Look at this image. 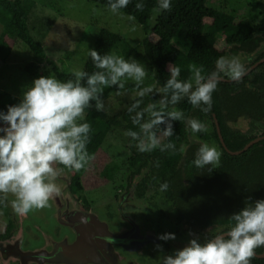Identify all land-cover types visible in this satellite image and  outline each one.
Returning a JSON list of instances; mask_svg holds the SVG:
<instances>
[{"label": "trees", "instance_id": "obj_1", "mask_svg": "<svg viewBox=\"0 0 264 264\" xmlns=\"http://www.w3.org/2000/svg\"><path fill=\"white\" fill-rule=\"evenodd\" d=\"M87 1L110 9H112L110 3L116 2V0ZM210 1L212 0H168L169 7L164 8L162 7L164 0H145L142 11L137 17L145 32L141 45L150 66L152 78L164 95V104L149 109L146 106L147 103L153 102L156 96H137L120 113L109 115L101 108L97 109V104L102 99L99 96L102 85L97 84V91L92 94L93 98L89 100L84 112L86 121L91 125L86 149L94 157L113 128L123 129L136 142V145L132 144V155L128 161L131 169L130 179L150 164L152 169L159 172L157 177L164 181L170 179L169 184L173 188V193L177 194V200L188 215L198 217L201 215L204 202L218 201L216 208L218 210L220 207L218 214L226 217L223 223H229V217L232 214L235 216L245 208H254L257 202L264 201V146L257 143L236 157L224 154L220 168L212 164L197 167L194 161L198 157H194L187 162L189 166L185 165L184 174L177 168L182 158L178 146L185 140L184 117L195 106L201 112L208 114L205 111L207 109L205 103L193 105L189 101L191 93L199 87L197 74L200 77V84L218 75L216 63L222 56L219 47L224 44V39H227L230 44L250 51L263 40L264 4L261 1L252 0L255 2L253 10L258 14L257 20L253 23L225 10L209 6ZM35 6L34 0H0V60L2 63L7 62L11 53V43H21L33 55L34 61L24 68L32 78L45 77V73L41 74L36 67V63L42 62H47L51 66L56 80L62 83L79 82L80 86L85 88L88 87V78L93 74L103 72L107 76L108 70L97 68L90 55L84 65L83 72L86 75L83 77L78 78L73 73L62 71L29 32L28 20ZM124 8L116 10L125 12ZM154 10H159L160 14L153 28L149 29L148 21ZM117 48L123 56L127 57L134 52L133 47L118 34L102 29L98 32L91 50L104 56L112 54ZM175 51L179 52L178 57H175ZM177 67L180 71L175 77L176 80L183 83L196 81V84L189 89L188 93L181 94L180 100L173 104L171 97L174 90L168 88L165 91V88L168 80L172 78V70ZM216 85L212 93L211 109L220 125L227 147L231 151H236L248 143L249 139L240 132H230L224 125V121L225 119L233 120L239 113L248 112V108L243 105L245 103L238 95H233L231 86L218 81ZM18 103L19 99L5 94L0 99V113L6 114L10 106H16ZM175 110L180 112L178 119L168 115L170 112H176ZM152 112H161L163 122L153 125L148 132L153 133L156 138L161 135L163 139L150 151L141 152L138 145L141 139L148 135L141 126L154 119ZM137 113H141V116L139 121L134 123ZM168 125H171L172 134L165 136L164 131ZM130 132L137 133L136 137L129 135ZM214 136L217 138L215 131ZM229 139L233 140V144ZM144 143L147 144V140ZM60 165L71 175L72 192L82 194L80 171ZM117 171L116 165H108L104 167L103 174L111 179ZM233 199L235 204H231ZM249 199L251 202L247 206L245 200ZM0 210L7 218L6 229L0 235V239H3L12 234L17 224L9 204L1 193ZM262 248L263 246L256 249V253ZM251 264H264V258L253 257Z\"/></svg>", "mask_w": 264, "mask_h": 264}, {"label": "clouds", "instance_id": "obj_2", "mask_svg": "<svg viewBox=\"0 0 264 264\" xmlns=\"http://www.w3.org/2000/svg\"><path fill=\"white\" fill-rule=\"evenodd\" d=\"M128 3L129 0H116L110 3V7L116 10ZM162 7H169L168 0H164ZM89 55L97 68L108 70L107 77L103 72L93 74L88 78L87 88L80 86L79 82L62 83L51 77H40L23 93L20 104L10 106L6 114L0 113V121L7 125L0 129L3 133L0 135V193L15 195L11 207L18 215L47 207L50 200L61 196L60 188L45 181L46 176L55 174L54 163L80 171L94 158L86 149L91 125L86 121L84 112L93 98L92 94L97 91L96 85L117 84L125 74L137 81L146 75L144 68L136 62L129 63L112 54L100 56L95 50H91ZM225 63L224 59L218 61L221 68ZM179 71L178 67L172 70V78L165 88V91L168 88L174 90L171 97L173 104L191 88L190 84L175 79ZM228 71L232 79L238 80L244 75L245 68L233 60L228 64ZM84 75V72L76 73L77 77ZM199 81L197 74L199 87L191 93L189 101L193 105L203 102L210 108L216 82L200 84ZM119 86L122 88L123 84ZM139 94L144 95V92ZM101 107L98 103L97 109ZM168 115L178 119L180 113L170 112ZM140 116L141 113H137L134 123L139 121ZM152 116L154 119L141 126L145 132L163 122L161 112H152ZM78 119L83 122L78 123ZM190 124L193 131H206L196 120H191ZM128 134L134 138L137 135L135 132ZM171 134V125H168L164 135ZM157 143L155 135L148 132L147 144L142 140L138 148L141 152L150 151ZM219 158L217 149L205 144L200 148L199 158L194 164L202 167L217 163ZM161 187L166 189L167 183ZM233 220L235 223L227 233L228 239L217 237L203 246L193 240L189 247L177 252L175 258L168 257L164 264H251L255 250L264 246V201L257 202L254 208H245ZM170 238L174 236L161 237Z\"/></svg>", "mask_w": 264, "mask_h": 264}, {"label": "flooded vegetation", "instance_id": "obj_3", "mask_svg": "<svg viewBox=\"0 0 264 264\" xmlns=\"http://www.w3.org/2000/svg\"><path fill=\"white\" fill-rule=\"evenodd\" d=\"M219 48L222 56L218 61L224 59L226 63L221 68L217 61L218 75L211 78H214L215 80L213 81L215 82L218 81L231 86L233 95H238L245 103L243 105L248 108V112L239 113L233 120L225 119L224 125L232 133L240 132L245 135L249 141L241 149L231 151L222 137L218 123L221 138L219 137L212 109L210 110L206 104L208 114H205L195 106L183 119L185 140L180 142L178 146L182 158L177 168L183 171V174L185 165H188L187 162L194 159V157L199 158V150L205 144L215 147L220 153L219 161L212 164L217 168L221 167V158L224 154L236 157L257 143H261L264 146V38L251 51L230 44L228 40L223 45H220ZM233 60L241 63L245 68L244 75L238 80L232 79L228 71V64ZM153 102H148L146 106L149 109L157 106ZM189 120H196L201 123L206 131H193ZM214 131L217 134V138L214 136ZM127 140L128 142L130 141L129 154L131 156L132 144L136 145V142L131 138ZM229 141L233 144L232 139H229ZM246 146L248 147L245 149ZM58 165L61 167L60 164ZM61 169L67 172L71 178L66 169L62 167ZM130 173L131 169L129 168V173L124 180V187L119 189L117 193H112L105 200H88L84 191L82 194L72 192L70 181L69 191L73 198L72 205L66 197L62 178H54L53 175L45 177L46 182H54L61 189V214L65 218H69V212L83 210L86 213H96L100 219L102 218L109 224H116L115 226L118 228L124 227L132 230L131 235L129 234L128 236L137 238L135 246L130 247V250L115 249V251H118L117 257L114 256L111 263H106L105 260L103 264H164L168 257L175 258L176 253L189 247L193 240L203 246L210 241H214L217 237L222 239L229 238L227 233L234 226V214L229 215V223H223L226 217H223L220 213L218 214L220 210V207L218 210L216 209L218 201L214 203L204 202L201 208V215L194 217L188 215L184 208L181 207L180 202L177 200V194L173 193V188L169 184L170 179L164 181L162 178L157 177L159 172L152 169L150 164L132 179H130ZM165 183H167V188L163 189L161 186ZM1 194L4 196L3 193ZM99 201L103 203L101 205V208H103L101 215L96 212V207H98L96 204ZM231 204H235V199H233ZM83 211L81 212L83 213ZM53 214L52 212H49V214L44 212L42 214L44 222H48V226L45 229L49 233H54L57 237H66L68 244L72 243L74 241L73 231L62 225L61 221H65L62 215L55 220L53 217H55L56 212ZM55 222L59 223L54 224ZM18 230L19 226L17 224L12 234L0 239V241L11 239ZM34 230L39 232V228L36 226ZM169 235L174 236V238L161 239V237ZM263 252L264 246L254 257L261 255ZM11 264H20V262L15 261Z\"/></svg>", "mask_w": 264, "mask_h": 264}, {"label": "rangeland", "instance_id": "obj_4", "mask_svg": "<svg viewBox=\"0 0 264 264\" xmlns=\"http://www.w3.org/2000/svg\"><path fill=\"white\" fill-rule=\"evenodd\" d=\"M34 1L36 6L28 20L29 32L33 39L44 47L47 56L54 60L62 71L75 75L77 72H83L94 40L102 29L118 34L133 47L134 52L128 57L123 56L118 48L113 49L112 55L121 57L129 63L136 62L144 68L146 75L140 81H137L134 77L125 74L118 80L117 84L102 85L99 93L102 98L99 101L102 110L109 115L118 114L137 96H156L153 103L157 106L164 104V95L152 78L150 66L141 45L145 32L137 17L142 11L145 0H129L124 8L125 12L113 10L87 0ZM258 1L264 4V0ZM208 5L225 10L253 23L258 18V14L253 10L255 2L252 0H212ZM159 14V10L152 12L148 21L149 29L153 28ZM225 41L227 39L223 40V42ZM178 56L179 52L175 51V57ZM33 61L32 53L21 43H11V53L7 62L2 63L0 60V99L5 94H10L19 99L18 104L21 103L23 93L35 80L24 70L25 66ZM36 67L41 74L45 73V77L56 79L51 71V66L47 62L36 63ZM184 79L187 80V77L184 76ZM188 83L193 87L196 81H188ZM120 84H123L122 88L119 86ZM142 91L144 95L139 94ZM77 122L80 123V120L78 119ZM5 127H7L6 123L0 122V129ZM0 135H3V133L0 132ZM189 135L191 136L190 133ZM127 139H130V137L123 129L113 128L94 158L86 164L85 168L80 170V186L86 199L105 200L112 193L115 194L124 187V180L129 173L130 141L128 142ZM156 139L159 142L163 137L158 135ZM142 140L146 142L147 137ZM108 165L118 167V171L111 179L103 174L104 167ZM3 194L5 200L7 196L13 195L11 192ZM250 202V199L245 200V205L249 206ZM9 203L11 213L15 216L11 201ZM102 204L100 201L96 204L98 206L96 212H99L100 215L103 212ZM44 212L42 209H33L29 212V215L40 221L39 228L44 226L45 229L48 222L45 223L43 220L42 214ZM20 221L19 231L24 235L22 245L29 247L32 241L39 238V232L34 230L36 226L34 223H28L27 219L24 218H20ZM6 225L7 218L0 210V235L4 233Z\"/></svg>", "mask_w": 264, "mask_h": 264}, {"label": "water", "instance_id": "obj_5", "mask_svg": "<svg viewBox=\"0 0 264 264\" xmlns=\"http://www.w3.org/2000/svg\"><path fill=\"white\" fill-rule=\"evenodd\" d=\"M213 80L215 79L210 78L205 83ZM209 109L211 110V107ZM212 115L221 138L217 118L214 114ZM53 168L56 173L53 175L54 178H62L66 197L72 205L73 198L69 191L70 176L60 168L58 163H54ZM51 183L55 185L54 182ZM60 197H55L49 201L47 207L41 208L48 214L52 212V215H54L53 213L56 212L55 217L52 216L55 220L62 215V198ZM14 199L15 195L13 194L7 196L6 201L10 204L9 201ZM81 211L69 212V218L62 215L65 220L61 221L62 225L73 231L74 241L70 244L67 243L66 237H57L54 233H49L43 226L39 228L40 221L34 216L32 218L29 213L27 215L15 213L14 217L19 228L20 218L27 219V222L34 223L39 228V238L32 241L29 247H24L22 245L24 235L18 230L11 239L0 241V264H11L15 261H19L20 264H103L105 260L106 263H111L113 257L118 255V251H115V249L130 250V247L135 246L137 238L128 236L132 233L131 229L118 228L115 226L116 224H109L102 218L100 219L94 212L86 213L83 211L82 213ZM35 219L36 221H34ZM56 223L59 222L54 224ZM256 257L264 258V252Z\"/></svg>", "mask_w": 264, "mask_h": 264}]
</instances>
